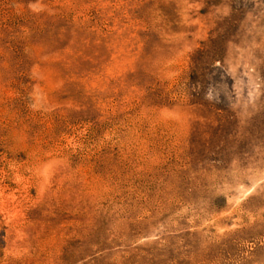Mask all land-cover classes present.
<instances>
[{"label": "rangeland", "instance_id": "obj_1", "mask_svg": "<svg viewBox=\"0 0 264 264\" xmlns=\"http://www.w3.org/2000/svg\"><path fill=\"white\" fill-rule=\"evenodd\" d=\"M0 264H264V0H0Z\"/></svg>", "mask_w": 264, "mask_h": 264}]
</instances>
